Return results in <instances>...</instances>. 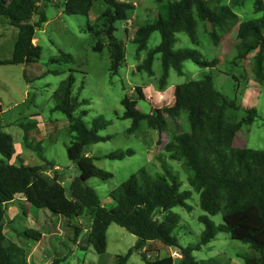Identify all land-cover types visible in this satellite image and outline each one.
<instances>
[{"label":"trees","instance_id":"obj_1","mask_svg":"<svg viewBox=\"0 0 264 264\" xmlns=\"http://www.w3.org/2000/svg\"><path fill=\"white\" fill-rule=\"evenodd\" d=\"M101 1L106 8L102 11L99 25L89 24L95 52L108 50L110 71L117 75L126 59L125 42L116 32V23L130 21L134 6L119 0H0V22H7L19 30L12 57L0 60L1 65H29L40 60L42 49L35 43L36 33L48 23L45 9L55 5L63 9L66 15L89 16L96 2ZM158 4L157 18L137 28L133 43L137 51L148 49V42L153 33L161 35L160 44L149 50L147 57L137 67L154 77L153 64L159 55L162 73L157 79V90L168 89L171 70L183 75V63L192 61L200 67L215 68L220 60L206 59L197 49L175 50L177 34H186L191 43L201 46L208 41L219 46L222 40L238 26L240 43L236 47L231 64H238L251 57L252 69L257 82L264 79V0L253 1V12L260 14L257 19L241 21L238 10L246 0H155ZM70 55L63 54L52 62L72 61ZM46 74L58 75L57 71ZM75 84L73 75L61 81L53 95L55 107L52 111L62 112L70 125L69 133L73 142L68 147V156L74 164L84 163L90 166L91 175L104 180L113 177L94 165L93 157L87 156L85 149L110 139L102 137L100 131L110 125L103 116L96 117L89 128L83 121L87 111L77 116L81 106L78 97L72 93ZM82 90V86L79 92ZM139 100H145L142 88L138 87ZM175 103L164 111L153 109L144 113L138 108L136 99L125 97L122 106L125 111L121 119L132 120L135 131L142 123L148 130L161 133L168 120H173L176 129L170 141L164 146V152L172 161L180 162L188 173L190 186L200 195V207L205 213L199 217L205 229L201 241L196 246L180 247L173 235L179 226L180 218L171 212L181 206L190 210L187 201L191 191H181L180 183L168 166L163 163V173L152 175L141 169L118 188L111 192L115 202L112 208H106L97 192L88 181L91 177H74L70 191L63 183L44 172L43 165H26L21 156L20 164H14L16 153L14 138L4 132L0 118V264H29L28 250L24 242L19 244L9 240L5 234L7 206L18 196H23L34 208L49 210L53 214L72 219L87 217L92 223L88 232L87 243L98 254L106 252L107 231L112 224L124 228L137 237V242L118 264H126L133 250L141 251L144 264H175L173 256L153 260L148 256L154 250V242L160 241L168 247L179 248L181 264H196L194 252L208 244L219 232L230 234L249 246L251 255L244 257L245 264H264V151L250 148H237L235 138L243 124H251L258 117L256 109H250L243 121H236V114L241 106L236 100L225 97L215 87L212 75L202 80L190 81L177 85ZM82 104H89L85 100ZM3 107L0 105V115ZM234 117V118H233ZM24 144L30 152H37L40 159L42 141L38 140L43 131L37 122H22ZM30 130L35 135L30 134ZM130 131H128L130 133ZM35 144V145H34ZM133 150H118L104 156L111 160H123L133 156ZM222 215L223 224L216 225L209 216ZM75 241L84 231L75 227ZM20 241L35 240L40 242L43 235L27 229L18 234ZM61 260H55L59 264ZM212 264V261L208 262ZM207 264V263H203Z\"/></svg>","mask_w":264,"mask_h":264},{"label":"rangeland","instance_id":"obj_2","mask_svg":"<svg viewBox=\"0 0 264 264\" xmlns=\"http://www.w3.org/2000/svg\"><path fill=\"white\" fill-rule=\"evenodd\" d=\"M119 1L133 4L134 10L131 12L130 21L116 23V35L125 42L126 48V59L117 75H112L110 71L108 50H93L94 41L88 28L89 24H100L98 19L106 8L101 1L95 3L88 17L66 15L62 8L49 5L45 9L48 24H44L37 31L35 39V43L42 49L40 60L29 65L0 66V105L3 107L0 118L4 132L12 135L15 140L13 163L19 165L17 156H21L26 165H43L44 172L52 179L57 177L68 192L74 177H91L89 185L97 190L103 205L109 209L115 206L111 197L113 190L141 169L148 170L152 175L162 174V165L165 163L176 175L180 190L192 192L187 201L190 210L181 206L171 210L180 218L173 235L178 239L179 248L196 246L200 243L205 229L199 217L205 213L200 207L199 193L188 182L187 171L180 162L170 160L164 152V146L175 133L173 120L164 113L163 116L169 120L161 133L148 130L144 123L131 132L134 129L133 121L121 119L125 111L122 100L125 97L136 99L137 108L144 113L152 112L153 109L164 111L174 105L177 85L199 81L206 75H212L216 89L228 99L236 100L241 106L238 112L233 111L236 121L246 119L250 109H256L258 113L253 123L243 124L235 138V147L264 151V79L261 83L257 82L252 69V55L248 60L231 64L240 43L238 26L231 30L219 46L206 40L202 41L201 46H195L186 34L180 33L176 35L175 50L197 49L206 59L217 58L220 63L215 68H205L186 61L183 63L184 74L180 76L171 70L168 89L159 92L157 79L162 73L160 56L156 57L153 64L154 77L145 71H137V67L143 63L148 51L160 44V33L152 34L147 50L138 52L133 43L137 28L153 22L157 18L159 6L155 0ZM229 1L224 0V3ZM253 1L246 0L243 8L238 10L241 21L261 16L253 12ZM18 33L17 28L7 22H0V60L12 57ZM63 54L70 55L73 60L52 62ZM48 71H57L59 74H46ZM70 75L75 78L72 93L81 102L76 115L87 111L83 121L89 128L98 116H103L110 123L107 129L99 132L100 136L110 139L91 144L85 149L87 156L96 158L94 165L97 168L113 175L110 179L92 178L90 166L84 163L74 164L68 156V147L73 142V136L68 131L70 123L62 112H53L52 109L55 107V91L61 81ZM81 86L82 90L79 92ZM138 87L142 88L145 100L138 99ZM85 100L89 104H82ZM22 122H37L38 128L43 131L38 140L42 141L40 154L44 156L45 162L37 157V152L32 153L26 148L24 130L19 126ZM34 131L30 130L32 136L35 135ZM118 150H133L135 154L123 160L104 158ZM209 218L218 226L223 224L221 214ZM91 223L85 216L68 219L49 210L34 208L23 196H18L7 206L5 234L9 240L28 245L29 264H54L55 260H61L59 264H118L119 258L126 256L137 242L136 236L112 224L107 231L106 252L98 254L87 243ZM76 226L84 229L77 242L74 238ZM27 229L40 232L43 235L41 241L23 240L25 237L20 241L18 234ZM179 248L168 247L156 241L150 248L154 251L148 256L153 260L173 256L175 264H181ZM251 254L248 245L233 240L226 232H219L215 239L194 252L196 264H209V261L212 264H245L244 257ZM126 264H144L141 251L133 250Z\"/></svg>","mask_w":264,"mask_h":264},{"label":"crops","instance_id":"obj_3","mask_svg":"<svg viewBox=\"0 0 264 264\" xmlns=\"http://www.w3.org/2000/svg\"><path fill=\"white\" fill-rule=\"evenodd\" d=\"M46 24H48V23H46ZM38 44V43H37ZM175 92V91H174ZM40 166V165H39ZM42 166V165H41ZM178 257H180V255H178Z\"/></svg>","mask_w":264,"mask_h":264}]
</instances>
